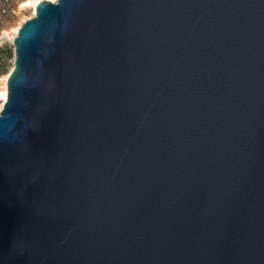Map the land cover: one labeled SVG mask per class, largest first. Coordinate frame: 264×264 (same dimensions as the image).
I'll return each mask as SVG.
<instances>
[{
	"label": "water",
	"instance_id": "water-1",
	"mask_svg": "<svg viewBox=\"0 0 264 264\" xmlns=\"http://www.w3.org/2000/svg\"><path fill=\"white\" fill-rule=\"evenodd\" d=\"M0 111V264H264V0H42Z\"/></svg>",
	"mask_w": 264,
	"mask_h": 264
},
{
	"label": "rangeland",
	"instance_id": "rangeland-1",
	"mask_svg": "<svg viewBox=\"0 0 264 264\" xmlns=\"http://www.w3.org/2000/svg\"><path fill=\"white\" fill-rule=\"evenodd\" d=\"M26 0H0V88L2 90L4 78L9 75L14 66V46L13 39L5 35V32H11L35 15V9L25 7L23 3ZM13 50V55L10 54ZM7 66V72L4 69ZM2 85V86H1Z\"/></svg>",
	"mask_w": 264,
	"mask_h": 264
},
{
	"label": "bare ground",
	"instance_id": "bare-ground-1",
	"mask_svg": "<svg viewBox=\"0 0 264 264\" xmlns=\"http://www.w3.org/2000/svg\"><path fill=\"white\" fill-rule=\"evenodd\" d=\"M42 1V0H26V2L23 3V6H27V7H32L33 9H35L36 13V8H37V4ZM50 1H56V0H50ZM21 27V24L17 27H15L11 32H5V35L10 36L12 39H14L18 33H19V29ZM8 77L9 75H6L4 78V84L2 86V90L0 88V111L3 109L5 102L8 99V94H9V89H8Z\"/></svg>",
	"mask_w": 264,
	"mask_h": 264
},
{
	"label": "trees",
	"instance_id": "trees-1",
	"mask_svg": "<svg viewBox=\"0 0 264 264\" xmlns=\"http://www.w3.org/2000/svg\"><path fill=\"white\" fill-rule=\"evenodd\" d=\"M10 54L13 55V50H10ZM5 71L7 72L8 67L4 66Z\"/></svg>",
	"mask_w": 264,
	"mask_h": 264
}]
</instances>
